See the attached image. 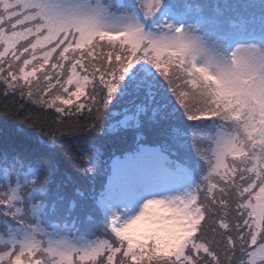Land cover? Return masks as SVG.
I'll list each match as a JSON object with an SVG mask.
<instances>
[{
	"label": "snow or ice",
	"instance_id": "obj_1",
	"mask_svg": "<svg viewBox=\"0 0 264 264\" xmlns=\"http://www.w3.org/2000/svg\"><path fill=\"white\" fill-rule=\"evenodd\" d=\"M0 90L92 117L5 138L0 264H264V0H0ZM113 134L107 183L62 194Z\"/></svg>",
	"mask_w": 264,
	"mask_h": 264
},
{
	"label": "trees",
	"instance_id": "obj_2",
	"mask_svg": "<svg viewBox=\"0 0 264 264\" xmlns=\"http://www.w3.org/2000/svg\"><path fill=\"white\" fill-rule=\"evenodd\" d=\"M203 4H248L253 3L259 5L260 0H199ZM2 93V90H0ZM81 102H85L81 98ZM21 105L23 107H21ZM113 112L116 109H112ZM61 115L55 112V109H43L29 102L27 99H22L18 94L7 96L0 94V149L4 147V140L11 135L12 127L29 119V124L35 121L44 126V130L56 129L60 133H64L69 126H78L91 123L92 117L89 116L87 110L82 113H75L71 118L61 115L63 125L56 122V116ZM94 116V113H93ZM97 139L102 155L103 167L96 175H83L78 169L74 168L71 163H66L64 173L57 178V183L60 185L62 194L70 199H75L81 202V197L76 193H82L85 198H90L101 190V186L105 184L106 178L111 170V162L115 157H123L127 150L133 144L131 137H122L115 134L93 137ZM67 206V201H65ZM211 235V234H210Z\"/></svg>",
	"mask_w": 264,
	"mask_h": 264
},
{
	"label": "rangeland",
	"instance_id": "obj_3",
	"mask_svg": "<svg viewBox=\"0 0 264 264\" xmlns=\"http://www.w3.org/2000/svg\"><path fill=\"white\" fill-rule=\"evenodd\" d=\"M29 101V100H28ZM29 102H31V101H29ZM32 103V102H31ZM48 109H52V108H48Z\"/></svg>",
	"mask_w": 264,
	"mask_h": 264
}]
</instances>
